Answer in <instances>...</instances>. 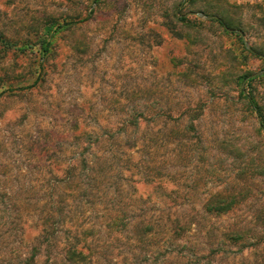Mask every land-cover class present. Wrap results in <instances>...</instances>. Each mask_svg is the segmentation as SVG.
<instances>
[{
	"label": "rangeland",
	"instance_id": "obj_1",
	"mask_svg": "<svg viewBox=\"0 0 264 264\" xmlns=\"http://www.w3.org/2000/svg\"><path fill=\"white\" fill-rule=\"evenodd\" d=\"M251 47L264 54V0H0V264H264ZM165 208L181 235H151Z\"/></svg>",
	"mask_w": 264,
	"mask_h": 264
},
{
	"label": "trees",
	"instance_id": "obj_2",
	"mask_svg": "<svg viewBox=\"0 0 264 264\" xmlns=\"http://www.w3.org/2000/svg\"><path fill=\"white\" fill-rule=\"evenodd\" d=\"M191 1L193 2L194 0H191ZM212 16H214L212 19L215 22H217L221 27H223L227 31H230L231 24L225 18H223L219 14H212ZM177 19L179 21H182V22H187L189 20L188 17H186L184 15H181V16L177 17ZM66 24H69V23H66V22L65 23H62V24H59L58 23L56 25V27L52 24V26L50 27V29H52L53 32H56V29L61 28L62 26H65ZM235 32L237 33V36L239 37V39L243 40V36L241 34H239L237 31H235ZM2 41L5 44H8V43L11 42L10 40H8L6 38H4ZM15 42H16L15 44L10 43V45L11 46L14 45V46H16L17 48H20V49H26L27 47H30V44H28L27 42H23V44L20 45V46L18 45V44H20V42H18V41H15ZM50 46H51V37H46V38L42 39L41 40V45H40V52H42L43 55L46 54L50 50ZM248 50H250V52H252L254 55L259 56L260 58H262L264 60V54H262L260 51L254 49L253 47H251ZM245 78H246V76H245ZM0 96H1V93H0ZM248 101L252 105V107L255 110H257V112L261 116L262 115V112L260 111L259 105L256 102L255 98L253 96H248ZM107 132H109L108 138H111L110 140H112L111 141V145H112V144H114L113 142H115L114 140H116V139L112 138V137H114V134L111 131H107ZM118 132H119V130L118 131H115L114 133L116 134ZM79 134H84V133L82 132V133H79ZM100 137H101L100 135H97V138H100ZM106 146L107 145H105L104 147L107 148ZM89 147H90V144H87L86 147H85V150L89 151ZM105 148L102 147V151L103 150H106ZM83 162H84V165H83L82 169L84 170L85 176L86 177L90 176L92 178L94 176H96L95 173L92 174V172H91L92 169H89V167L87 166L86 161L83 160ZM92 182H94V180ZM171 207H173V206H169V208H171ZM218 210L220 211V209H218ZM159 212H160V216L157 217V220L159 221L157 228L159 227L161 229L160 230L156 229V231H154V233L151 234L152 236L156 235L155 233H157V234H163L164 232H166L167 230H169V225H170V230H173V232L175 233V235L176 236H179V235H181L180 231L185 232L186 229L190 225L189 223L187 224V223H184V221H182V218L180 216V210H178V209H173V210L172 209H169L168 210V209L165 208V209H161ZM105 214L106 215H109L110 213L107 212ZM103 216H104V214L101 217H103ZM116 217H123V216H120L119 215V216H116ZM119 219H121V218H119ZM143 222L140 221V222H137V224H135V226L137 227V230H138V232H137V238L139 236H141V237L146 236V234L149 232V229L151 228L150 227L151 224H149L150 222H147V223H145V222L143 223ZM110 224H112V223L110 222ZM115 224H117L116 226H120L119 225V222H117V221H116ZM102 225H103V223H101V224L99 223V226H102ZM108 225H109V223H108ZM125 225L126 224L121 225V226H123L124 230H125V227H126ZM105 226H107V223H106ZM116 230H118V229H116ZM124 234H129V232H124ZM143 239L144 238H139L138 240L143 241ZM146 240H149V239H145L144 241H146ZM36 249H37V247H36ZM87 249H88L87 247L86 248H83V247H77V246L72 247L71 249H67L68 250V257H67L68 260L69 261H72L73 260V261H76V262L83 261V260H79V259L80 258H83V256L81 254L82 253L84 254V251H86ZM34 258H35V254H32L31 257H30V259L27 261V263L32 264V260Z\"/></svg>",
	"mask_w": 264,
	"mask_h": 264
},
{
	"label": "water",
	"instance_id": "obj_3",
	"mask_svg": "<svg viewBox=\"0 0 264 264\" xmlns=\"http://www.w3.org/2000/svg\"><path fill=\"white\" fill-rule=\"evenodd\" d=\"M199 15L201 16V17H203V18H205V19H212L214 16H210V15H206V14H204V13H199ZM239 34H241L242 36H243V32H242V30H236Z\"/></svg>",
	"mask_w": 264,
	"mask_h": 264
}]
</instances>
